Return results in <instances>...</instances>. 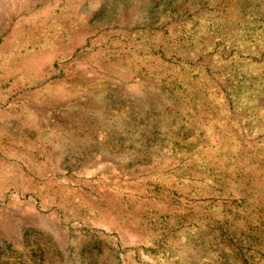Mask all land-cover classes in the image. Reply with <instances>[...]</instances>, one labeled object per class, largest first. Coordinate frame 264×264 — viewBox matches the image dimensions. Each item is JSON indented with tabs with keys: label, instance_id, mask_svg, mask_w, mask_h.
Masks as SVG:
<instances>
[{
	"label": "rangeland",
	"instance_id": "obj_1",
	"mask_svg": "<svg viewBox=\"0 0 264 264\" xmlns=\"http://www.w3.org/2000/svg\"><path fill=\"white\" fill-rule=\"evenodd\" d=\"M10 34H75L57 74L129 133L0 151V264H264V0H0Z\"/></svg>",
	"mask_w": 264,
	"mask_h": 264
},
{
	"label": "crops",
	"instance_id": "obj_2",
	"mask_svg": "<svg viewBox=\"0 0 264 264\" xmlns=\"http://www.w3.org/2000/svg\"><path fill=\"white\" fill-rule=\"evenodd\" d=\"M13 38H0V151L22 159L34 153L43 173L51 150L60 157L69 150H116V135L129 133L125 116L102 109L81 82L57 74L55 63L72 55L76 35L67 44L58 35L54 46L32 49Z\"/></svg>",
	"mask_w": 264,
	"mask_h": 264
}]
</instances>
